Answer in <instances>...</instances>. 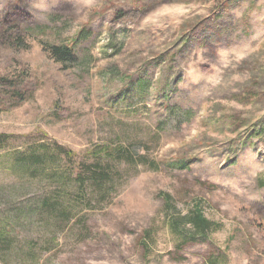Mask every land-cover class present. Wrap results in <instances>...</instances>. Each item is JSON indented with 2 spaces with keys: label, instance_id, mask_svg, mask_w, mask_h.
Segmentation results:
<instances>
[{
  "label": "rangeland",
  "instance_id": "1",
  "mask_svg": "<svg viewBox=\"0 0 264 264\" xmlns=\"http://www.w3.org/2000/svg\"><path fill=\"white\" fill-rule=\"evenodd\" d=\"M260 181L264 0H0V264H264Z\"/></svg>",
  "mask_w": 264,
  "mask_h": 264
},
{
  "label": "trees",
  "instance_id": "2",
  "mask_svg": "<svg viewBox=\"0 0 264 264\" xmlns=\"http://www.w3.org/2000/svg\"><path fill=\"white\" fill-rule=\"evenodd\" d=\"M73 40V42H75ZM50 57L60 64H65L66 62H72L73 53L72 47L68 46H51L50 47ZM200 66H206L205 63H200ZM61 150L65 160H67L68 164L71 166H75V158H77V154L70 149H66L63 147H58ZM114 148L109 146H96L92 149H89L87 152L91 154L95 158H113L114 157ZM233 186L232 184H229ZM260 187H264V181L259 182ZM164 202L168 204V195H164ZM182 225L183 227L188 226L185 230L192 237L195 238L197 235L205 234L211 227V222L206 219L200 209L198 202L192 203L191 208L184 215H182L181 220L177 223L173 222L172 226Z\"/></svg>",
  "mask_w": 264,
  "mask_h": 264
}]
</instances>
